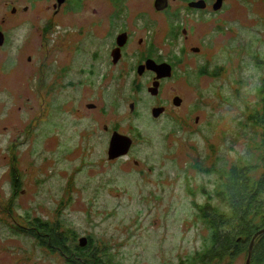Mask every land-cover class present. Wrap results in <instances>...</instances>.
<instances>
[{"label": "rangeland", "instance_id": "1", "mask_svg": "<svg viewBox=\"0 0 264 264\" xmlns=\"http://www.w3.org/2000/svg\"><path fill=\"white\" fill-rule=\"evenodd\" d=\"M7 1L0 0V21ZM20 1L28 4L29 11L11 20L14 45L5 51L4 61L0 52V264H66L61 255L40 247L28 234L23 226L33 218L58 222L60 230L76 231L77 239L92 236L94 243L109 245L121 264H179L204 247L209 234L194 204L215 195L221 170L254 159L262 139L263 127L252 123L248 114L262 102L258 88L264 82V0H227L223 12L200 21L187 14L185 0H170V14L179 12L180 19L175 23L178 34L168 47L178 54L181 47L198 43L195 33H204L211 70L223 68L213 78L202 77L197 89L195 74L189 76L192 85L168 81L165 92L183 94L186 103L161 119L143 100L147 89L135 90L129 78L123 89H114L111 82L105 88L110 116L99 124L87 149L82 147V126L93 120L98 124L100 115L94 110L86 114L90 111L86 103L100 89H84L79 114L63 112L70 101L68 88L49 89L40 83L39 65L48 56L47 49L39 46L40 34L50 20L54 26L46 32L53 31L51 45L70 27L75 34L82 24L108 18L111 0H74L76 10L61 14L51 8L54 0ZM126 2L127 20L140 24L136 35L144 36L145 25L136 13L148 18L155 0ZM208 9L217 11L211 5ZM160 23L168 26L164 18ZM192 25L193 41H186L182 29ZM160 30L157 37L163 42L165 33ZM103 33L101 29L99 35ZM23 38L30 42L32 62L26 49H17ZM51 52L54 66L57 56L55 49ZM198 57L191 63L204 61L203 54ZM156 71L167 76L164 68ZM47 76L49 80L52 74ZM58 96L65 100L60 102ZM134 100L140 103L138 114L130 111ZM117 119L136 143L130 157L109 159L102 125ZM10 176L19 184L12 205L6 207L3 199L8 202L11 197ZM245 261L242 254L233 263L225 259L215 264Z\"/></svg>", "mask_w": 264, "mask_h": 264}, {"label": "flooded vegetation", "instance_id": "2", "mask_svg": "<svg viewBox=\"0 0 264 264\" xmlns=\"http://www.w3.org/2000/svg\"><path fill=\"white\" fill-rule=\"evenodd\" d=\"M16 1L17 3L15 0H8L2 7L6 10L4 12L5 16H3L0 21V29L3 31V33H0V52H3L2 61L6 58L7 53H5V51H9L11 45H14V40L12 38L14 35H11L10 31L13 29V25L10 28L11 20L15 19L16 16H20L22 11H29L27 7L28 4H23L20 0ZM28 1L32 2L35 0ZM185 1L187 3V14H191L195 21H200L204 19L206 15H216L223 12L226 8L227 0H224L221 7L215 12L208 9V5H211V8H213V4L216 0H205L207 3L205 8L190 7L188 5L190 2L200 0ZM73 2L74 0H64L62 2L54 0L51 8L56 7L54 12H57V14H61V12L70 9L76 10L73 6ZM164 4V1L158 4L154 2V10L152 14L149 13L148 18L143 17L139 12L136 13V19L143 21L142 23L145 25L146 32L144 36L136 35L137 29L141 27L140 24H137L136 21L129 22L127 20L128 7L126 0H111L112 10L108 14V18H99L88 25L82 24L76 28L77 31H75V34L71 32V29L75 30L74 27H70L66 31L60 33L58 41L53 42L52 45L49 36L53 31H46L54 26V22L50 20L49 24L42 27L39 46L47 49L48 56L43 58L39 65V71L41 73L40 83L42 86H48L49 89L68 88L70 101L66 103L63 112L79 114L78 111L82 108L78 102L81 98H86L84 89H92L94 86H98L100 89L94 100L89 99L88 103H86L90 111L88 112L85 110V113L90 115L91 111H97L100 115V120H98V124L95 120H93L92 123L83 124V132H81V135L83 137L82 147H84L85 144V149L91 148L93 140L92 135L98 130L99 124H101L103 120H107L110 116L111 108L105 95V88H110L109 84L111 82H114V89H123L126 87L127 78H129V82L135 87V90L147 89V91L145 90L147 96L143 97V100L150 113H152L154 108H163V111L155 117L161 119L162 117L174 114L176 109L184 107L186 103L183 94L174 93L170 95L169 91L165 92V85L168 81L175 79L176 81H185V85H192L189 76L195 74L199 79V84L194 85L197 89L201 86L202 77L209 76L213 78L218 75L217 73H220L219 71L223 68L222 66H214L211 70L207 58L205 57L208 52L205 51L207 35L204 33H195V40H197L198 43L181 47L178 54H175L172 49L168 47L178 34V28L175 26V23L180 19V13L170 14L172 8L170 0H167V6L164 7ZM163 18L168 22L166 28L160 23ZM159 25H161L162 30L159 29ZM4 26H6V28H3ZM194 27L195 25H192L191 29L187 27L182 29L186 41H193L190 37H193L192 34L195 32ZM101 29L104 33L99 35ZM159 30L165 33V38L163 40V42L165 41L164 46L161 45L163 42H160L159 36L157 37ZM90 41H92V43H90ZM17 49H26L28 52L27 59L29 62H32L33 53L30 51V42L28 39L23 38ZM54 49L57 59H55V64L53 66L50 54L53 53L51 51H54ZM34 52L37 53V51ZM202 54L204 59L202 63H191L193 58H195V61H198V56ZM186 58H188V60H186ZM152 61H155L157 64H169L172 67L171 74L169 76H164L163 74H161L162 76H158V72L154 69L156 66ZM48 68L52 69L48 71ZM181 69L183 70L182 72H180ZM48 73L52 74L50 77L52 79L49 78L48 80ZM154 86H157L155 87L156 93L151 94L149 89L154 88ZM77 88H81L80 92L76 91ZM175 98L180 99L179 104L175 103ZM57 99L60 102L65 100L63 96H58ZM131 103H134V109H130L131 114H138L140 111V103L137 100L131 101L130 104ZM67 105H70V107L67 108ZM114 106H116V103ZM116 116L119 118L120 113L116 112ZM121 125L122 122L119 119L112 123L109 122L102 125L105 130L104 133L108 136L109 145L114 132L127 135L122 131ZM128 136L132 138V144L126 153L127 155L129 154L130 157L136 139L134 135ZM80 142H82V140ZM66 143L67 142H64L63 146L66 145ZM11 148L8 150H11ZM135 161L138 163L137 160ZM10 179L11 197L8 202L3 199L6 202V207H8L9 204L12 205L15 192H17L16 185L19 184L18 178L10 176ZM11 207H9V209H11Z\"/></svg>", "mask_w": 264, "mask_h": 264}, {"label": "trees", "instance_id": "3", "mask_svg": "<svg viewBox=\"0 0 264 264\" xmlns=\"http://www.w3.org/2000/svg\"><path fill=\"white\" fill-rule=\"evenodd\" d=\"M258 93L262 102L248 114V119L264 129V82ZM248 161L221 170L215 195H209L204 203L194 204L209 234L204 247L181 259L179 264H215L225 259L233 263L242 254L247 258L252 239L264 229V131L254 159ZM23 227L28 228V234L40 247L58 253L66 264H121L108 250L109 245L96 244L88 236V244L81 247L77 232L60 230L58 222L51 224L33 218ZM251 264H264V232L255 238Z\"/></svg>", "mask_w": 264, "mask_h": 264}, {"label": "water", "instance_id": "4", "mask_svg": "<svg viewBox=\"0 0 264 264\" xmlns=\"http://www.w3.org/2000/svg\"><path fill=\"white\" fill-rule=\"evenodd\" d=\"M64 0H58V2H62ZM164 1V7L167 6V0H156V4L161 3ZM223 0H216V2L213 4V8L215 10H218L221 5H222ZM190 7H196V8H205L207 6V3L205 0H200V1H196V2H190L188 4ZM1 33V32H0ZM153 64L156 66V68H154L155 70H158L160 68H164L165 71H167L165 74H167L168 76L171 74V70L172 67L167 64V63H162V64H157L155 61H152ZM141 70V69H140ZM149 92L151 94H155V88H150ZM175 103L179 104L180 103V99L175 98ZM130 109L133 110L134 109V103H131L130 105ZM163 111V108H154L152 113L154 117H157L161 112ZM116 144H119V150H115L116 148ZM132 144V138L128 135H123L120 134L118 132H114V134L111 137L110 140V145L108 148V155L109 158H115L118 157L122 154H126L129 150V147ZM264 232V229L260 230L252 239L249 250H248V255L245 261V264H251V257H252V253H253V248H254V244H255V238L257 235H259L260 233ZM89 239L87 236H82L79 238V245L81 247H84L88 244Z\"/></svg>", "mask_w": 264, "mask_h": 264}]
</instances>
